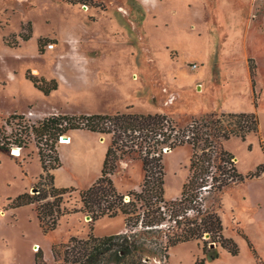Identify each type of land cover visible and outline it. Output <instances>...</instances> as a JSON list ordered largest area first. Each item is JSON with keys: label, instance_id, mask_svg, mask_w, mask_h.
I'll return each mask as SVG.
<instances>
[{"label": "rangeland", "instance_id": "obj_1", "mask_svg": "<svg viewBox=\"0 0 264 264\" xmlns=\"http://www.w3.org/2000/svg\"><path fill=\"white\" fill-rule=\"evenodd\" d=\"M249 60L256 66L253 98ZM27 76L57 88L45 95ZM228 106L256 112L259 119L258 133L224 142L245 175L264 163V0H0V136L17 133L25 145L18 156L10 155V148L0 150V264H35L39 248L44 264H62L53 261V242L124 230L122 214L98 218L91 230L86 215L77 211L61 216L58 226L43 234L32 204L6 207L8 197L32 194L45 183L39 178L43 169L38 152L48 150L44 137L31 132L33 121L52 114L135 111L165 113L185 125ZM29 110L36 119H9ZM64 135L62 144L68 145L61 151L66 161L57 183L87 187L100 170L91 160L95 146L98 153L106 146V152L109 136L95 133L74 145V154L85 151L87 156V164L80 166L69 158L70 131ZM60 142L57 136L51 155L59 157ZM191 152L188 145L164 152L166 199L179 196ZM123 161L111 178L126 193L138 189L143 170L140 160ZM256 178L222 195L224 235L238 243L239 253L232 255L219 245L217 256H205V264L264 261V183ZM65 199L72 207L77 193ZM210 202L208 198L205 205ZM203 256L202 243L194 240L170 248L168 264H194Z\"/></svg>", "mask_w": 264, "mask_h": 264}, {"label": "trees", "instance_id": "obj_2", "mask_svg": "<svg viewBox=\"0 0 264 264\" xmlns=\"http://www.w3.org/2000/svg\"><path fill=\"white\" fill-rule=\"evenodd\" d=\"M64 1L76 3L79 0ZM23 39L28 37L23 36ZM41 42L39 39L40 51ZM248 70L255 95L256 66L252 60H249ZM27 78L45 95L57 88L56 84L48 87L43 79L39 83L33 76ZM22 118L21 114H11L9 119ZM8 123L7 120L4 125ZM30 129L41 139L44 137L48 150L42 154V148H39L38 152L43 169L39 178L45 183L43 187H36L32 194L24 191L14 198L8 197L7 208L32 204L43 234L54 230L61 216L77 211L90 217L91 230L94 221L100 217L117 214L124 217V230L120 233L95 236L90 232L85 238L71 236L67 242H53L51 251L55 263L168 264L170 248L194 240L202 243L204 254L194 264H205V256L215 258V247L219 245L232 255L239 253L238 243L224 235L219 215L222 195L228 188L264 174V163L254 171L242 174L234 154L225 148L224 142L231 137L244 140L250 133H258L256 112L228 106L225 111H209L185 125H179L174 118L161 112L52 114L30 124ZM75 129L109 136L99 176L80 189L55 185L53 170L62 164L58 154L51 155L57 136ZM20 136L17 133L2 134L0 150L8 151L13 145L23 148L25 145ZM182 145L190 146L192 151L188 175L179 196L168 200L164 197L163 155L166 148L170 150ZM127 158L141 161L143 177L138 189L122 193L115 187L111 175ZM72 192L77 193V199L69 207L65 196ZM208 198L211 202L206 206ZM211 243L213 247L209 246ZM248 243L258 258L253 244ZM34 263H45L41 248L35 253ZM258 263L263 264L260 259Z\"/></svg>", "mask_w": 264, "mask_h": 264}, {"label": "crops", "instance_id": "obj_3", "mask_svg": "<svg viewBox=\"0 0 264 264\" xmlns=\"http://www.w3.org/2000/svg\"><path fill=\"white\" fill-rule=\"evenodd\" d=\"M257 82V81H256ZM257 84V83H256ZM256 87V86H255ZM251 96H252V98H253V89H252V86H251ZM233 102H231L229 105H231ZM234 104V103H233ZM93 134H95V133H93V132H90V131H88V130H71L70 131V137H71V142L69 143V147L70 148H68V150L70 151V153H71V156H69V158L70 159H72V158H74V159H77V165H80V166H85L87 163H85V159H87V156L85 155L86 153H85V151L84 152H82V151H78V149H77V154H74V145H78V142H79V144H81L82 142L81 141H83V140H85L87 137H90L89 135H93ZM80 137H81V140H79L80 139ZM261 138H262V141H263V146H264V138L261 136ZM81 142V143H80ZM104 144H105V142H104ZM61 146L59 147V157H60V160H61V166L60 167H58V168H56V169H54L53 170V173H54V176H55V179H54V183H55V185L56 186H62V185H58V183H57V174H58V172L62 169V166H63V164H64V162L66 161V159H65V157H64V155H63V152L61 151V148H62V146L63 145H68V144H60ZM98 145V144H97ZM95 146V151L93 152V154H92V156H91V160H92V162H94V163H96V164H98L99 165V168H100V170H99V172H98V174H96L95 175V177H94V179H93V181L99 176V174H100V171H101V167H102V163H103V160H104V156H105V148L104 147H106V146H103L102 145V149H101V152L100 153H98V147L99 146ZM80 146V145H79ZM78 146V147H79ZM74 155V156H73ZM70 159H69V162H70ZM72 161V160H71ZM121 162H125V161H121ZM71 163V162H70ZM93 163V164H94ZM126 164V163H125ZM256 181H261V183H264V174H262V175H260L259 177H257L256 179H255ZM92 181V182H93ZM91 184V183H90ZM89 184V185H90ZM88 185V186H89ZM139 186V185H138ZM137 186V187H138ZM236 186V185H235ZM262 263L264 264V261H262Z\"/></svg>", "mask_w": 264, "mask_h": 264}, {"label": "built area", "instance_id": "obj_4", "mask_svg": "<svg viewBox=\"0 0 264 264\" xmlns=\"http://www.w3.org/2000/svg\"><path fill=\"white\" fill-rule=\"evenodd\" d=\"M49 48H51L53 45L51 44V43H49L48 45H47ZM36 115L31 111V110H29V111H27V113H25L24 115H23V118L22 119H15V120H20V121H24V122H26V121H28V120H30V119H36ZM34 122V121H33ZM32 122V123H33ZM7 125V124H6ZM64 134H62V135H59V139L60 140H62V136H63ZM60 144H62V142H60ZM14 149H17L18 151H19V153L18 154H15V152L13 151ZM10 153L11 154H13L14 156H18L20 153H21V147H18V146H16V145H13L11 148H10Z\"/></svg>", "mask_w": 264, "mask_h": 264}, {"label": "water", "instance_id": "obj_5", "mask_svg": "<svg viewBox=\"0 0 264 264\" xmlns=\"http://www.w3.org/2000/svg\"><path fill=\"white\" fill-rule=\"evenodd\" d=\"M101 139H103V137H101ZM168 150H169L168 148L165 149V151H168ZM13 151L15 152V151H17V149H14ZM32 191L34 192V191H35V188H33ZM126 198H128V196H126ZM86 218H87L88 220L90 219V217H89L88 215H86ZM207 236H208V235H206V237H207ZM213 245H214L213 243L210 244V246H213Z\"/></svg>", "mask_w": 264, "mask_h": 264}, {"label": "bare ground", "instance_id": "obj_6", "mask_svg": "<svg viewBox=\"0 0 264 264\" xmlns=\"http://www.w3.org/2000/svg\"><path fill=\"white\" fill-rule=\"evenodd\" d=\"M64 141H66V137H65V135L64 136H62V140H61V142H64ZM19 153V151L17 150V151H15V154H18ZM35 247L37 248L38 247V245H35L34 246V250H35Z\"/></svg>", "mask_w": 264, "mask_h": 264}]
</instances>
